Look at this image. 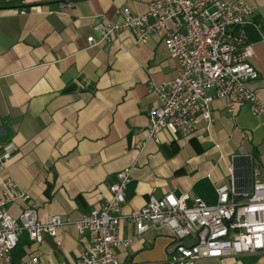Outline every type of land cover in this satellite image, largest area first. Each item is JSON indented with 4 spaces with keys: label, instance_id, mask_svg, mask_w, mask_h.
Returning <instances> with one entry per match:
<instances>
[{
    "label": "crops",
    "instance_id": "crops-1",
    "mask_svg": "<svg viewBox=\"0 0 264 264\" xmlns=\"http://www.w3.org/2000/svg\"><path fill=\"white\" fill-rule=\"evenodd\" d=\"M68 1L0 0V155L16 147L8 171L0 173V188L9 175L30 195L9 206L15 218L34 208L44 224L54 216L80 220L111 197L110 185L126 168L133 172L124 214L169 193L188 196V206L195 198L217 205L216 189L232 165L239 187L252 184L251 167L264 179V114L254 116L248 105L230 115L225 100L217 99L209 127L202 122L188 138L163 131L158 141L146 140L149 112L160 104L152 89L177 76L164 32L140 44L132 32L102 46L88 38H100L98 22H121L125 8L143 15L153 0H74L72 8L61 6ZM246 1L254 8L245 28L251 62L260 73L250 88L264 102V0ZM121 235L133 238L130 248L117 251L121 264H167L174 246L169 231L138 236L125 223ZM89 244V235L73 225L42 243L23 234L13 263L32 256L43 264L75 263ZM196 264H264V253Z\"/></svg>",
    "mask_w": 264,
    "mask_h": 264
},
{
    "label": "built area",
    "instance_id": "built-area-1",
    "mask_svg": "<svg viewBox=\"0 0 264 264\" xmlns=\"http://www.w3.org/2000/svg\"><path fill=\"white\" fill-rule=\"evenodd\" d=\"M74 2L69 0L61 6L72 8ZM253 12L246 0H153L143 15L125 8L121 22H98L94 29L100 38L90 36L88 42L102 46L122 32H132L140 44L164 32L165 47L178 63L177 76L152 89L160 104L149 112L146 140L158 141L163 131L188 138L202 122L208 127L212 124L217 99L225 100L230 115H236L243 105H248L256 117L264 114V102L250 88L260 78L251 62L254 51L245 29ZM15 151L11 144L0 155V173L8 171ZM250 170V188L239 187L237 168L228 167L227 181L216 189L217 205L209 206L195 198L188 206V196L169 193L162 198L152 196L143 208L124 214L133 172V168H126L110 185L111 197L100 209L77 221L54 216L46 224L39 221L34 208L23 210L19 218L12 215L9 206L27 202L30 195L8 175L0 188V264H14L12 254L23 234L32 242L42 243L46 236L57 239L67 225L75 226L80 235L87 233L90 244L75 263L63 264H121L117 251L133 243V238L121 235L125 223L132 224L138 236L150 230L169 231L174 246L167 264L264 253V179H260L258 167ZM56 243L63 246L59 240ZM22 264L43 263L32 256Z\"/></svg>",
    "mask_w": 264,
    "mask_h": 264
},
{
    "label": "trees",
    "instance_id": "trees-1",
    "mask_svg": "<svg viewBox=\"0 0 264 264\" xmlns=\"http://www.w3.org/2000/svg\"><path fill=\"white\" fill-rule=\"evenodd\" d=\"M4 4L0 2V8L3 6ZM259 165V163L256 164V166Z\"/></svg>",
    "mask_w": 264,
    "mask_h": 264
},
{
    "label": "water",
    "instance_id": "water-1",
    "mask_svg": "<svg viewBox=\"0 0 264 264\" xmlns=\"http://www.w3.org/2000/svg\"><path fill=\"white\" fill-rule=\"evenodd\" d=\"M250 186H251V185L249 184V188H250Z\"/></svg>",
    "mask_w": 264,
    "mask_h": 264
}]
</instances>
